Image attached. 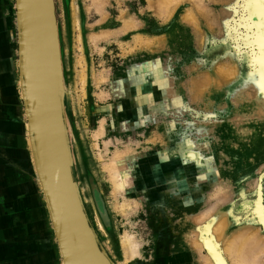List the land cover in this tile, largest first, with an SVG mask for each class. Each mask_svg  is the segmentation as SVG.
Instances as JSON below:
<instances>
[{
  "label": "rangeland",
  "instance_id": "obj_1",
  "mask_svg": "<svg viewBox=\"0 0 264 264\" xmlns=\"http://www.w3.org/2000/svg\"><path fill=\"white\" fill-rule=\"evenodd\" d=\"M108 1L110 33L96 48L86 35L88 25L100 16L93 7L86 10L91 1L53 0L66 91L63 105L82 205L100 247L114 264L121 260L118 236L124 231L141 243L140 264H193L184 257L181 241H186L194 228L190 209H196L203 196L213 191L215 184L209 172L218 168L223 183L235 185L254 171L260 147L264 154V139L251 128V119L240 115L243 111L231 102L229 93L209 91L201 100L193 101L182 91V81L209 70L226 52L241 75L260 67L255 62L262 54L249 0H233L227 6L230 17L219 30L206 31L201 41L168 14L159 18L149 12L136 27H127L117 18L120 11L136 15L146 0ZM76 21L86 78L83 90L75 62ZM16 32L15 0H0V264H61L26 146ZM157 36L166 38L164 47L155 46ZM242 64L246 71L242 72ZM99 72L108 79L97 86L91 77ZM116 88L121 93L115 94ZM98 91L104 94L98 97ZM3 108L7 109L5 120ZM102 119L106 132L97 142L104 159L115 147H129L144 165L151 155H156L159 164V183L127 188L135 199L127 200L125 213L113 207L115 202L124 201L123 192L112 198V186L92 145V132ZM157 130L160 134L152 143L149 137ZM104 140L111 142L107 152ZM177 173L185 182L178 195L172 185ZM257 174L262 179L264 168ZM246 196L254 199L250 193ZM240 202L238 197L235 211Z\"/></svg>",
  "mask_w": 264,
  "mask_h": 264
},
{
  "label": "bare ground",
  "instance_id": "obj_2",
  "mask_svg": "<svg viewBox=\"0 0 264 264\" xmlns=\"http://www.w3.org/2000/svg\"><path fill=\"white\" fill-rule=\"evenodd\" d=\"M90 1L89 5H85L86 10L93 7L100 16L97 21L95 20L96 22L94 21L95 23L93 22V24L91 23V25H88L86 35L87 40L97 48L98 42L109 36L110 33L108 22L111 17L106 11V5L109 1ZM231 2H233V0H207L206 4L200 0H146L147 4L145 3L146 5L139 10L138 14L135 15L129 10L122 9L117 18L121 20L125 26L134 28L139 24L137 21H143L144 17L149 12L159 18L163 17L164 14H168L169 16L175 17L176 21L181 23L185 28L191 30L197 36L198 40L201 41L206 31L219 30L221 24L230 17L231 10H229L227 6L231 5ZM251 3L255 5L249 8L250 17L254 19L252 24L259 25L261 12L259 0H251ZM5 23L7 22L5 21ZM77 23L76 21L75 29L77 33L75 34V43L77 55L75 62L79 68L77 81L80 90H83L86 78L83 55L81 54V39L78 33V30L80 32V27ZM255 31L258 34L259 28H255ZM134 34L136 35L138 32ZM137 39L139 38L137 37ZM150 40L147 42H150ZM155 40L156 47H164L166 42L165 37L160 36ZM143 43L146 42L144 41ZM259 58H256L255 62H258L260 67L246 74L242 73L243 75H241L231 55L229 53L228 55L224 54L221 59L212 63L209 70L187 76L186 79L182 81V91L186 92L193 101L201 100L209 91L223 90L227 93H231V102L235 105L239 104L241 111H243L240 115L250 118L251 121L249 123L252 125L251 128L254 129L255 132L258 131L264 139V94L261 93L264 64L261 66L259 61L263 59L262 55H260ZM91 78L97 86L108 79L103 72L93 73ZM230 81H234V83L230 84ZM114 92L115 94L120 93L118 88H116ZM102 94H104V92L100 91L97 95L100 97ZM236 119H240V116H237ZM104 125V119H102L98 122L96 129L94 128L95 130L92 132V145L98 152V159L101 163L102 170L106 173L112 186V198L117 197V195L123 192L124 201L121 203L118 201L115 202L113 207L125 213V209L128 206L127 200L135 199L133 193L128 192L127 188H136L139 186L145 188V186H152V184L161 181L158 171L159 164L157 163L156 155H151L149 156V163L144 165L142 162L135 159L134 151L129 147H125L124 149L115 147L113 152L110 153L111 156L104 159L97 142V139L102 137L106 132ZM29 129L30 125L25 122L26 146H28V148ZM159 132L160 131L157 130L151 133L149 140L151 142L154 141L155 137L159 136ZM103 142L105 152H107L109 150L108 145L111 142L109 140H104ZM262 152L263 147H260L258 150L259 160L254 171L250 174L242 175L243 177L233 186L228 183H223V175L220 174L218 168L209 172L211 182L215 184L213 191L203 196L201 203L196 205V209H190L188 214L190 220L194 223V228L191 229V235L188 238L186 237V241H181L183 255L188 260H191V263L264 264V224L257 222L259 216L256 215L257 205L255 203V201L259 199L261 204L264 205V175L261 179V176L257 174L259 170L261 171L264 168V154ZM103 155H105V153ZM69 156L71 158L70 154ZM170 177L169 179H171ZM175 178L172 185L176 186L178 195L182 192V189H184L185 182L182 181L181 174L177 173ZM167 187L169 186L167 185ZM257 192H259V196L254 195V193ZM241 193H243V195H241ZM248 193L253 195V200L246 196ZM238 197H240L241 202L237 211H235L234 202ZM48 215L58 241L59 237L52 216L50 213H48ZM206 225L207 227H204ZM209 233L214 239L215 244L219 245L215 255L208 250L205 246L204 239H202V236L205 239L208 238ZM118 237L122 252L119 264H140L141 243L128 231H124L122 234L119 233ZM59 245L60 242L58 241L56 251L60 257L61 264H63V261L65 264V259L63 260L62 256L63 251Z\"/></svg>",
  "mask_w": 264,
  "mask_h": 264
},
{
  "label": "water",
  "instance_id": "obj_3",
  "mask_svg": "<svg viewBox=\"0 0 264 264\" xmlns=\"http://www.w3.org/2000/svg\"><path fill=\"white\" fill-rule=\"evenodd\" d=\"M15 23L18 85L30 125L29 153L63 260L114 264L90 226L73 175L53 0H15Z\"/></svg>",
  "mask_w": 264,
  "mask_h": 264
},
{
  "label": "snow or ice",
  "instance_id": "obj_4",
  "mask_svg": "<svg viewBox=\"0 0 264 264\" xmlns=\"http://www.w3.org/2000/svg\"><path fill=\"white\" fill-rule=\"evenodd\" d=\"M259 4H260V8H261V12H260V23L259 25H253V28H259V33L257 34V43L260 46L261 49V54L262 57H264V0H259ZM249 8L254 7L255 5L253 3H251V0L249 2ZM225 55H228V53H225ZM262 64H264V59H262L261 61ZM247 70V66L242 64V72ZM234 83V81H230L229 82ZM261 93L264 94V77H262V82H261ZM231 95V93H229V96ZM215 115V113H214ZM241 195H243V193H241ZM254 195L259 196V192L254 193ZM257 208H256V215L259 216V220L257 221L260 224H264V205L261 204V201L258 199L257 201H255ZM204 227H207L204 226ZM202 239H204L205 242V246L208 248V250L210 252H213V254H216V249L219 248V245L215 244L214 239L211 237L210 233L208 235V238H204L202 236Z\"/></svg>",
  "mask_w": 264,
  "mask_h": 264
},
{
  "label": "crops",
  "instance_id": "obj_5",
  "mask_svg": "<svg viewBox=\"0 0 264 264\" xmlns=\"http://www.w3.org/2000/svg\"><path fill=\"white\" fill-rule=\"evenodd\" d=\"M120 89V88H119ZM119 91H121V89L119 90ZM121 93V92H120ZM5 110H6V112H7V109L6 108H3V113H2V118L4 119L5 118V114H7L6 112H5ZM2 111V110H1ZM5 120V119H4ZM5 138V137H4ZM2 140H3V137H2Z\"/></svg>",
  "mask_w": 264,
  "mask_h": 264
}]
</instances>
